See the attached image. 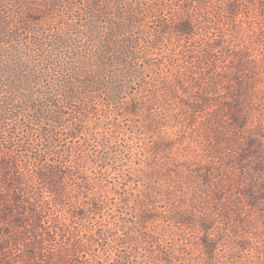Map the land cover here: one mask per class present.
I'll return each instance as SVG.
<instances>
[{"label":"trees","instance_id":"1","mask_svg":"<svg viewBox=\"0 0 264 264\" xmlns=\"http://www.w3.org/2000/svg\"><path fill=\"white\" fill-rule=\"evenodd\" d=\"M208 1L0 0V174L12 189L9 200L0 192V264H200L179 247L165 253L161 243L163 255L143 257L142 233L127 224L123 212L107 223L101 215L90 225V215L110 205L104 198L120 192L116 184L108 189V176L95 169L106 158L88 149L106 140L103 124L118 127L109 116L139 112L135 96L148 86L149 101L169 99L184 92L183 76L195 73V63L214 61L222 68L229 61L226 52L211 53L221 45L205 34L204 23L225 22L208 10ZM195 29L204 32L203 58L192 51L181 62L169 58L174 72L162 74L164 62H151L153 50L165 41L172 50L182 48L179 41ZM146 70L154 73L150 81ZM155 123L147 128L155 129ZM63 130L82 142L61 150ZM4 143L7 152L1 151ZM42 156L51 162H41ZM39 188L51 198L41 200ZM167 214L177 223L195 217L179 207ZM147 217L145 212L140 220ZM208 241L204 250L214 260L216 246Z\"/></svg>","mask_w":264,"mask_h":264},{"label":"rangeland","instance_id":"2","mask_svg":"<svg viewBox=\"0 0 264 264\" xmlns=\"http://www.w3.org/2000/svg\"><path fill=\"white\" fill-rule=\"evenodd\" d=\"M206 5L226 24L204 23L209 28L205 34L221 45L211 53L226 52L229 61L222 68L214 61V66L195 63L196 75L183 76L184 92L153 102L148 86L135 96L141 104L137 114L108 117L118 127L103 124L100 131L112 142L100 141L95 151L89 147L88 154L106 158L104 166L95 164V169L108 176V189L118 186L120 195L104 198L110 205L91 214L89 222L94 224L102 215L107 223L123 212L127 224L133 222L142 233L147 250L139 251L146 258L163 255L157 249L161 243L165 253L179 247L200 264H264V0H210ZM202 33L197 30L185 42L181 39L182 48L174 50L165 41V46L153 50L151 62H164L161 73L171 76L169 58L181 62L191 51L196 59L203 58ZM144 76L150 81L154 73L146 70ZM137 87L129 89L125 107ZM154 122L155 129L147 128ZM61 139V150L82 142L64 130ZM7 148L1 144V151ZM3 180L0 174V192L9 200L12 189ZM38 194L43 201L51 198L43 188ZM178 207L195 215L191 223L167 217ZM145 212L148 217L141 221ZM203 240L215 244L216 261L206 255Z\"/></svg>","mask_w":264,"mask_h":264}]
</instances>
